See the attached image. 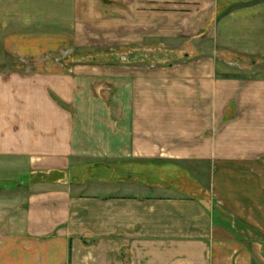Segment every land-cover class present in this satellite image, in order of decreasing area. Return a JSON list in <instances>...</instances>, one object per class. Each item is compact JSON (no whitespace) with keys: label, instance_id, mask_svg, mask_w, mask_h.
<instances>
[{"label":"crops","instance_id":"obj_1","mask_svg":"<svg viewBox=\"0 0 264 264\" xmlns=\"http://www.w3.org/2000/svg\"><path fill=\"white\" fill-rule=\"evenodd\" d=\"M169 6L231 9L208 36L255 64L222 76L210 57L167 68L178 77L154 71L147 90L162 98L122 61L46 64L94 24L80 10L152 9L160 30ZM6 7L25 13L8 19L5 53L34 61L0 72V264H264V0ZM188 15L179 25L191 33ZM195 165L210 170L197 177L201 193L168 182Z\"/></svg>","mask_w":264,"mask_h":264},{"label":"rangeland","instance_id":"obj_2","mask_svg":"<svg viewBox=\"0 0 264 264\" xmlns=\"http://www.w3.org/2000/svg\"><path fill=\"white\" fill-rule=\"evenodd\" d=\"M169 7V10L161 9L157 11L160 14L162 23L160 30L152 28V9L135 11H125L117 8L111 10H80L82 19L86 15L92 16L94 24L84 23L81 27V33H78L77 37L79 38L75 42H70V44L64 42L61 50L52 54L49 53L46 56V64L66 66L70 62L78 64L101 62L104 65L107 61H122V65L127 66L128 71L134 73L133 78H144L143 90L150 92L147 95L154 94L153 96L161 98L165 96L162 90H152L153 92L147 90L151 86V80L147 79L146 76L151 77L154 71L158 70L162 78L163 76L178 77L177 71L174 74L172 70H167V68L195 69L200 65H209L210 61H212L208 59L210 57H213L216 61L222 76L234 75L232 71L239 69V67L246 69L255 64V59L253 58L239 56L231 51L218 49L213 37L208 36L209 30L217 18L222 17L227 12H231V9L209 12L198 10L195 6L186 9H182L180 6ZM51 12L53 13L52 10H49L46 13L49 16ZM23 13L25 12L7 9V7L0 9V72L6 71L8 68H20L29 60L34 61L31 57H26V62L24 63V59L21 60L16 55L15 57L12 55L8 57L7 53H5L6 50L2 38L9 30L8 19L11 17L18 19ZM189 13H194L195 16L191 33L179 25V17ZM206 14L209 16H206L207 19L201 22L202 16ZM47 28L50 29L53 26L48 25ZM66 28L72 30L70 26ZM32 30H35L33 26L30 31ZM49 44L53 45V42ZM70 54L75 57L72 61L68 58ZM76 57L78 58L76 59ZM142 72L144 73L142 74ZM113 75L119 76L118 74ZM244 76L247 75L244 74ZM191 85L194 95L195 82L191 81ZM177 96L182 95L177 94ZM194 126L195 123H193ZM170 173L175 174V177L169 176V183L177 185V187L184 189L186 192L201 193L203 188L197 189V185H199L197 177L201 173L202 176L206 174L209 177L210 170L203 171L199 169V166L195 165L191 169L187 166L183 170L176 168ZM189 173L193 175L190 176L191 178H189Z\"/></svg>","mask_w":264,"mask_h":264},{"label":"water","instance_id":"obj_3","mask_svg":"<svg viewBox=\"0 0 264 264\" xmlns=\"http://www.w3.org/2000/svg\"><path fill=\"white\" fill-rule=\"evenodd\" d=\"M117 59V57H115Z\"/></svg>","mask_w":264,"mask_h":264}]
</instances>
